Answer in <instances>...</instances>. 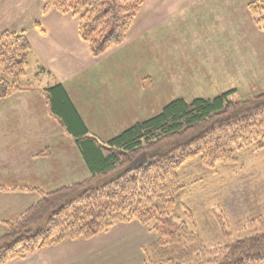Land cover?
<instances>
[{"label":"crops","instance_id":"1","mask_svg":"<svg viewBox=\"0 0 264 264\" xmlns=\"http://www.w3.org/2000/svg\"><path fill=\"white\" fill-rule=\"evenodd\" d=\"M253 1L145 0L126 41L97 58L82 39L79 19L72 14L52 10L44 15L43 0H0V34L26 32L33 47L25 77L33 90L0 99V186L51 193L91 177L73 136L50 114L44 90L56 84L64 86L89 135L101 143L158 115L173 101L169 98L189 100L171 93L181 86L229 91L227 67L232 65L234 45L240 49V44H249L250 30L256 33L249 11ZM145 76L153 82L142 83ZM10 101L11 106L5 105ZM11 116L15 124L10 123ZM0 192L1 236L8 230L5 216L16 214V220L40 195ZM128 223L132 222L8 264H122L127 256L132 264H144L145 248L154 239L134 248L123 247L127 240L122 234L118 240L114 236L104 239L118 229L130 233L128 227L147 234L141 226H125Z\"/></svg>","mask_w":264,"mask_h":264},{"label":"trees","instance_id":"2","mask_svg":"<svg viewBox=\"0 0 264 264\" xmlns=\"http://www.w3.org/2000/svg\"><path fill=\"white\" fill-rule=\"evenodd\" d=\"M52 10L79 19L80 35L94 57L124 43L145 0H43ZM249 11L264 28V0ZM39 27L40 23L37 22ZM32 43L26 32L0 34V99L31 92L25 81ZM234 91L214 98H178L151 119L138 122L107 143L89 135L62 84L44 90L50 114L73 136L91 177L51 193L0 186L2 192H37L40 200L0 236V264L24 259L66 241L91 239L117 223L139 222L157 236L145 248L144 264H264V221L260 230L233 239L221 214L216 220L226 243L208 249L188 208L175 217L186 195L183 167L194 160L207 169L233 166L240 154L264 152V92L245 100ZM202 252L195 254L192 248ZM174 255H177L175 258Z\"/></svg>","mask_w":264,"mask_h":264},{"label":"rangeland","instance_id":"3","mask_svg":"<svg viewBox=\"0 0 264 264\" xmlns=\"http://www.w3.org/2000/svg\"><path fill=\"white\" fill-rule=\"evenodd\" d=\"M251 18L259 38L256 37V33L253 34L250 30V36L253 38H250L249 44H247L248 41L243 45L240 44L241 48L238 49L239 46L235 43L232 65L229 64L227 67L231 84L229 91H234L231 99L235 101L245 100L264 92V28L257 26L254 18L252 16ZM231 72L232 75H230ZM141 82L149 85L153 82V79L146 77ZM44 85L46 84H40V86ZM187 86L184 88L181 86L179 91H171V93L174 96L180 93V95L189 97L187 101H192V99L199 96L211 97L226 92L211 91L204 88V86L192 88ZM169 99L170 101L174 100V98ZM5 105L11 106V101ZM15 122V119L11 116L10 123L15 124ZM0 156H2L1 149ZM239 158L240 161L233 166L219 165L214 170L207 169L199 160H194L183 167L181 171V178L187 192L176 207L175 217L184 220V213L187 208L193 212L198 224L197 232L205 248L212 249L227 241L223 237L220 225L216 220V214H221L227 221L228 233L232 240L246 237L255 230H260L261 221H264V152L249 150L240 154ZM15 216L16 214L6 215L5 219L12 221ZM119 224L117 223V226ZM132 224L133 226H139V228L140 226L145 228L147 234L143 235L136 231L137 229L134 227H128L131 228L130 233L118 229V231H113L104 239L109 240L114 236L118 240L119 235L122 234V238L127 240L123 243V247L128 245V248H131V246L134 248V246L141 243L147 245L153 239H157L154 233L149 232V229L139 222L128 223L125 226H131ZM2 226H4L3 223H0V230ZM192 251L198 254L202 252V249L195 246ZM174 257L176 258L177 255H174ZM128 258V256L123 257L121 263L132 264L134 262ZM133 258L131 257V259Z\"/></svg>","mask_w":264,"mask_h":264}]
</instances>
